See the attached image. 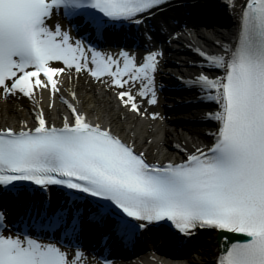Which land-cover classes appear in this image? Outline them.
I'll use <instances>...</instances> for the list:
<instances>
[{
    "label": "snow or ice",
    "instance_id": "snow-or-ice-1",
    "mask_svg": "<svg viewBox=\"0 0 264 264\" xmlns=\"http://www.w3.org/2000/svg\"><path fill=\"white\" fill-rule=\"evenodd\" d=\"M164 2L0 0V93L34 99L39 89L55 96L63 89L61 76L70 79L74 69L115 89L128 111L147 114L138 100L158 102L154 82L161 52L149 50L137 63L120 51L118 59L86 49L50 21L63 10L65 18L82 17L102 38L111 22L140 24ZM199 55L222 73H202L188 82L218 105L207 117L217 124L209 146L196 148L181 163L153 164L110 127L89 121L64 100L69 114L61 126L50 125L41 110L31 127L24 122L18 129L0 127V189L18 194L25 185L17 182H29L87 194L95 198L89 222L110 225L125 238L160 222L186 235L197 228L218 229L234 234L235 241L223 248L218 264H264V0H244L233 42L221 54L200 50ZM70 95L77 100L75 92ZM78 200L66 199L51 212L46 201L30 204L26 215L34 226L45 229L44 235L59 231V237L0 231V264H88L82 251L69 253L63 245L64 238L72 242L82 231ZM5 222L0 212V227Z\"/></svg>",
    "mask_w": 264,
    "mask_h": 264
},
{
    "label": "bare ground",
    "instance_id": "bare-ground-1",
    "mask_svg": "<svg viewBox=\"0 0 264 264\" xmlns=\"http://www.w3.org/2000/svg\"><path fill=\"white\" fill-rule=\"evenodd\" d=\"M230 22L228 27L217 28L215 27L205 29L204 27H195L194 24L188 23V27H183L180 30L171 32L170 29H164L171 34L173 38V45L180 47L182 50L189 53L186 55L184 64L179 68L174 67H161L155 74L154 88L158 85V75L163 73L164 78H170L171 74L177 72L178 77L184 78L181 75L182 70L186 69L189 75V81L195 80L198 76L196 70H202V68H196L202 64L209 68V65L203 57L199 55V51L202 50L207 54H221L225 46H229L233 42V38L237 30L238 13L243 4V0H227ZM52 26H55V21H50ZM163 29V28H158ZM145 37L150 41V49L152 51H159V47L149 39V35L146 33L148 26L143 28ZM160 33V30H157ZM73 38V37H72ZM76 39L73 38V41ZM175 41V42H174ZM169 47V46H168ZM148 50V51H149ZM146 52L130 53L136 58L137 63L142 61V58L148 54ZM101 53L111 54L119 59L118 53L120 51H99ZM135 52V51H134ZM193 54V57L190 55ZM90 56L91 53H88ZM178 61L182 62L183 55ZM183 58V59H182ZM172 57H168L171 60ZM195 62L196 65L193 63ZM184 68V69H183ZM71 71V78L69 79L67 73L61 76L64 81L63 89L55 96L50 95L49 92L43 90H36L34 99H29L22 95L9 96L5 98L0 93V127H13L19 128L21 122H24L29 127L35 124V114L39 111H43L47 121L50 125L55 124L61 126L63 123V117L69 114V109L63 103L64 100L71 101L77 108L85 113L88 120L93 123H100L105 127H110L113 134L119 136L125 142L134 146L137 152H143L145 158L154 163L166 164L177 160L178 156H188L195 152L196 148L204 149L209 146L213 141V136L210 133L216 131V122L214 125L201 126V129L197 132L198 140H201V146H196L192 140L193 132L184 123L181 122L175 132L171 130L174 125L167 124V128L162 126L164 122L157 113V108L161 103L150 105L147 103V98L139 99L142 110H147V114L137 116L136 114L128 111L124 106L116 99L115 89L106 87L104 83L92 78L87 72L76 73L75 70ZM206 74L210 76L222 75V73L212 68L206 71ZM105 80L108 78L105 77ZM138 83V82H137ZM163 84V83H162ZM160 85V84H159ZM136 87L133 88V92H136ZM156 91V89H155ZM205 91L199 87V92ZM71 92H75L77 100H72ZM199 92L195 94V97L199 96ZM158 92L156 91V96ZM201 93V92H200ZM201 93V94H202ZM193 95H170L166 96V104L171 106L172 103L185 102L186 100L194 99ZM158 101V100H157ZM159 102V101H158ZM215 103V102H214ZM51 105V106H50ZM218 109V105L214 104L210 108H191L181 116L183 118L190 119L194 114L201 115L202 118L208 117L209 112H214ZM152 113L157 114V119L151 118ZM171 116H168L170 122ZM187 126V127H186ZM215 128V130H214ZM181 129L182 135H178V131ZM3 211L6 214V209L3 206ZM197 242V241H196ZM226 245L225 236L221 233H214L210 239L202 242L198 241L194 245L191 254H198L201 259V264H211L213 259L220 256L223 248ZM131 262L134 264H158L150 249L144 253L134 257ZM195 261L191 258H178L175 260V264H195ZM93 264V263H91Z\"/></svg>",
    "mask_w": 264,
    "mask_h": 264
},
{
    "label": "rangeland",
    "instance_id": "rangeland-1",
    "mask_svg": "<svg viewBox=\"0 0 264 264\" xmlns=\"http://www.w3.org/2000/svg\"><path fill=\"white\" fill-rule=\"evenodd\" d=\"M179 56H176L175 58L177 59Z\"/></svg>",
    "mask_w": 264,
    "mask_h": 264
}]
</instances>
